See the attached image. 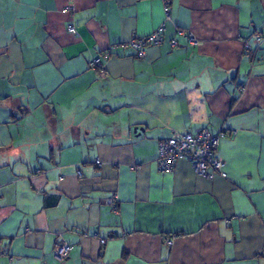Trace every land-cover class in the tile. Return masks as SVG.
I'll list each match as a JSON object with an SVG mask.
<instances>
[{
    "label": "crops",
    "instance_id": "1",
    "mask_svg": "<svg viewBox=\"0 0 264 264\" xmlns=\"http://www.w3.org/2000/svg\"><path fill=\"white\" fill-rule=\"evenodd\" d=\"M201 127L226 176L160 171ZM0 264H264V0H0Z\"/></svg>",
    "mask_w": 264,
    "mask_h": 264
},
{
    "label": "built area",
    "instance_id": "2",
    "mask_svg": "<svg viewBox=\"0 0 264 264\" xmlns=\"http://www.w3.org/2000/svg\"><path fill=\"white\" fill-rule=\"evenodd\" d=\"M166 17H169L168 8L165 9ZM67 31L72 34H76V28L72 24L66 26ZM162 25L155 28L152 32L143 35L133 37L126 42V45L135 49V55L138 57L146 56V48L149 45H159L162 41L161 36ZM177 34L187 35L188 43L190 45H197V39L190 33L185 32L183 29H177ZM257 38L260 35L257 34ZM171 45L176 46L177 41L171 40ZM246 51L249 50V44L245 42ZM91 68L102 67L99 60L94 58L89 63ZM243 88H241L242 90ZM227 131L221 128L212 132L207 127H201L195 130L186 129L182 132H173L169 137L161 139L158 142L157 149V166L162 172L171 171L175 162L179 159L187 160L195 172L202 176H212L218 174L222 177L226 176L225 162L219 156L215 154L221 141L225 138ZM78 175H81V171H77ZM107 203L117 211L118 201L115 195L107 199ZM173 238L166 237L164 244L170 246ZM105 239H101V243H104ZM71 246L62 241L58 242L53 248V255L59 261H63L69 253Z\"/></svg>",
    "mask_w": 264,
    "mask_h": 264
}]
</instances>
